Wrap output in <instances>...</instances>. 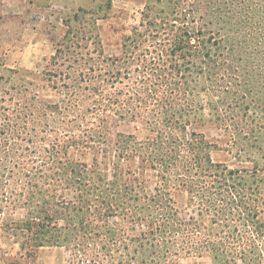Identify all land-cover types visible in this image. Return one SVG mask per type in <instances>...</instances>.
<instances>
[{"label":"trees","instance_id":"trees-1","mask_svg":"<svg viewBox=\"0 0 264 264\" xmlns=\"http://www.w3.org/2000/svg\"><path fill=\"white\" fill-rule=\"evenodd\" d=\"M148 3L141 24L126 37L131 45L124 46L123 59L104 57L99 36L85 29L87 12L79 10L83 15L75 14L69 20L67 45L58 46L43 73V81L51 89L65 93L61 103H40L30 110L26 102V106L15 110L19 113L15 115L14 108L2 106L0 212L11 205L26 208L22 224L29 234L26 249L64 248L69 255L68 264H178L182 253L209 258L211 264H264L260 241L264 238V224L257 208H251V189L234 181L235 171L213 164L205 141L198 144L200 154L205 152L203 158L194 154L192 143L185 144L189 156L180 154L175 139L167 143V151L162 148L156 159H150L140 152L141 145L133 147L132 136L119 134L112 139L106 129L113 114L120 120L152 127L149 133L157 138L156 142L162 140L164 130L170 132V137H176L175 131H185L191 122L182 120L184 114L178 116L169 97L157 99L158 93H178L176 80L187 79L196 68L202 74L210 61L223 77L231 70L227 63L213 61L211 55V48L219 49L223 38L211 35L204 39L211 25L204 21L214 18L217 11L230 21L238 35L254 40L264 59V0H148ZM155 8L159 17L152 14ZM201 50L206 51L203 59L199 57ZM92 54H96V59ZM218 57L221 59V55ZM134 75L136 84L132 81ZM121 81L126 82L125 90L111 93ZM7 96L12 101L14 96L9 91L0 92V103ZM151 117L156 118L155 122H151ZM212 119L228 127L229 121L218 113L212 112ZM157 123L160 128H156ZM101 146L111 148L118 165L142 159L147 169L156 170L164 162L175 172L153 220L145 215L131 216L133 225L142 224L145 228L137 236L121 230L122 235L109 239L106 228L100 224L102 220L127 219L128 214L115 206L113 198L91 192L98 182L94 179L103 174L97 161L88 166L70 157L72 149L82 157ZM118 165H114L115 172L119 171ZM190 165L197 169L202 180L180 174ZM20 169L24 170L20 183L16 182L9 190L7 183ZM35 177L44 180L43 185L47 186L44 191ZM53 177L57 178L55 185L51 182ZM85 180L86 183L82 182ZM57 183H62L58 184L62 189L73 190L76 196L71 201L55 200L51 193ZM181 187L192 194L190 204L195 207L192 213L199 218H179L172 191Z\"/></svg>","mask_w":264,"mask_h":264},{"label":"rangeland","instance_id":"rangeland-1","mask_svg":"<svg viewBox=\"0 0 264 264\" xmlns=\"http://www.w3.org/2000/svg\"><path fill=\"white\" fill-rule=\"evenodd\" d=\"M148 6V0H0V92L9 91L14 96L12 101L7 96L0 103V109L2 106L14 108L15 115L19 114L15 110L26 106V102L31 106L30 110H35L40 103H61L65 93L51 89L43 81V73L56 55L58 46L67 45L69 20L75 14L82 16L83 12L79 10L87 12L83 21L85 29L99 36L104 57L123 59L124 46L131 45L126 37L139 27ZM216 7L221 9L218 5ZM218 12L214 18L209 17L204 21L211 22L204 39L211 35L223 38L219 49L211 48V55L213 61L227 63L231 70L223 77L222 73L217 72V65L210 61L202 74H198L196 68V72L187 79H177L178 93H158L157 97L159 100L164 97L173 100L178 116L184 114L182 120L190 121L191 125L185 131H175L176 137H170V132L164 130L162 140L158 142L149 133L152 127L120 120L113 114L109 116L106 129L112 139L119 134L132 136L133 147L141 145L140 152L150 159H156L162 148L164 152L167 151V143L175 139L180 146V154L189 156L185 144L192 143L194 154L203 158L205 152L201 151L200 154L198 144L200 140L205 141L209 145L213 164L235 171L234 181L251 189V208H257L260 222L264 224V59L254 40L246 35H238L230 21ZM152 14L158 16V9H153ZM204 53L205 50L200 51L201 59ZM82 54L85 56V51ZM218 55H221V59ZM91 56L96 59V54ZM130 67L135 68L133 65ZM136 78V75L132 78L135 84ZM125 83L121 81L110 92L124 91ZM235 90L238 92L235 93ZM212 112L225 117L229 121L228 127L217 124L212 119ZM155 119L150 118L151 122H155ZM156 128H160L159 123ZM69 153L71 159L88 166H93L94 160L97 161L98 170L103 174L101 178L94 179L98 182L91 192L96 196L113 198L116 200L115 206L122 207L128 214L127 219L112 217L102 220L100 224L106 228L109 239L122 235L121 230H126L129 236L143 232L145 228L142 224L135 226L131 223V216L145 215L148 220H153L154 211L161 204L164 192L175 176L169 164L164 162H160L156 170L145 168L142 159L123 161L122 165H118L111 148L105 146L82 157L74 149ZM115 164L119 166L118 172L114 170ZM23 171L16 170V176L7 183L9 190L16 186V182L20 183ZM180 174L193 175L196 181L202 180L197 169L191 165L185 166ZM34 179L42 184V191L47 188L43 185V179ZM56 179L51 182L54 183ZM74 180L79 179L74 177ZM82 182L86 183L87 180ZM58 184L62 183H57L52 188L55 192L51 193L55 200L71 201L76 196L73 190L62 189ZM108 186H111L110 191ZM191 195L183 187L172 191L180 219L199 218L192 213L195 207H191ZM40 200L38 198L37 202ZM26 216L27 209L21 206H6L0 212V264H68L69 255L64 248L26 249L29 234L22 228ZM205 222L209 225L208 219ZM260 241L264 250V238ZM177 263L211 264V261L206 257L182 253Z\"/></svg>","mask_w":264,"mask_h":264}]
</instances>
